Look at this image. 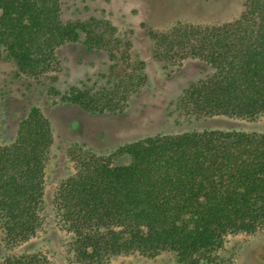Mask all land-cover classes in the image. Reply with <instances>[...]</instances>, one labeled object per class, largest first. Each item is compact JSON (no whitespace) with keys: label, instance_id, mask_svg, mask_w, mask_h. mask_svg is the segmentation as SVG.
<instances>
[{"label":"trees","instance_id":"1","mask_svg":"<svg viewBox=\"0 0 264 264\" xmlns=\"http://www.w3.org/2000/svg\"><path fill=\"white\" fill-rule=\"evenodd\" d=\"M109 25L64 21L59 0H0V58L37 77L55 49L68 41L105 46ZM155 56L174 46L203 60L208 72L174 102L190 121L253 120L264 114V0H244L233 20L181 25L154 36ZM138 78L137 81H135ZM129 75L116 98L72 88L61 96L84 110L122 111ZM119 85L116 88L119 90ZM54 143L49 119L31 106L12 141L0 143V264H52L33 244L45 226L67 234L76 258L91 262L123 252L174 253L177 264H217L211 251L230 233L264 224V133L236 128H192L124 143L108 155L84 145L68 148L70 172L45 202L46 167ZM127 155L114 165L112 157ZM48 232V231H47Z\"/></svg>","mask_w":264,"mask_h":264},{"label":"rangeland","instance_id":"2","mask_svg":"<svg viewBox=\"0 0 264 264\" xmlns=\"http://www.w3.org/2000/svg\"><path fill=\"white\" fill-rule=\"evenodd\" d=\"M244 0H59L64 21L106 22V43L88 47L80 35L55 49L48 70L37 77L19 72L13 62L0 58V143L13 140L18 122L31 106L49 119L54 135L46 167L45 202L61 177L71 169L67 150L84 145L108 155L120 145L159 133L169 134L192 128H236L264 133V114L253 120L188 121L175 111L174 102L192 83L209 70L190 50L174 46L162 57L155 56V35L169 33L181 25L220 24L236 18ZM146 75L138 88L128 85L129 98L122 111L92 112L61 96L72 88H88L96 96L116 98L123 92L129 75ZM138 78L135 80L137 81ZM119 85V90L116 86ZM127 155L112 157L114 165L128 163ZM45 226L33 244L14 251L39 248L52 264H177L174 253L156 256L123 252L91 262L79 261L67 242V234ZM48 231V232H47ZM264 241V224L253 232L227 234L211 251L217 264H262L259 252ZM11 250L0 246V258Z\"/></svg>","mask_w":264,"mask_h":264},{"label":"flooded vegetation","instance_id":"3","mask_svg":"<svg viewBox=\"0 0 264 264\" xmlns=\"http://www.w3.org/2000/svg\"><path fill=\"white\" fill-rule=\"evenodd\" d=\"M259 257L261 258L262 264H264V241L261 244V251L259 252Z\"/></svg>","mask_w":264,"mask_h":264}]
</instances>
